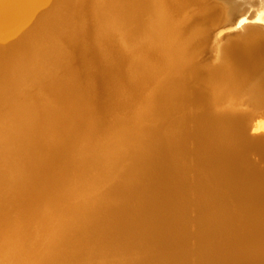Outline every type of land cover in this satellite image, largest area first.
Masks as SVG:
<instances>
[{
  "label": "bare ground",
  "instance_id": "1",
  "mask_svg": "<svg viewBox=\"0 0 264 264\" xmlns=\"http://www.w3.org/2000/svg\"><path fill=\"white\" fill-rule=\"evenodd\" d=\"M4 8L13 26L0 32V106L18 104L11 109L12 127L6 123L0 130V264H28L41 252L49 254L43 264H227L222 253L232 252L242 238L237 214L227 222L219 214H203L218 202L231 206L264 199V172L248 162L245 154L253 152L244 140L245 119L235 115L244 110L242 101L252 108L262 105L256 83L264 77V56L254 58L252 47L241 51L224 45L226 30L214 31L252 9V18L264 23V0H0V11ZM85 40L103 63L104 48L111 53L108 62L124 58L129 80L147 71L156 76L146 93L129 102L130 114L122 109L124 102L111 111L107 133L123 130L128 139H120L117 153L105 150L108 165L83 180L86 188L101 189L95 197L104 196L95 203L79 200L80 184L68 171L76 164L72 175L81 178L88 171L85 161L98 149L91 140L82 139V146L74 140L86 136L82 113L93 103L89 92L94 91L80 71L92 68L79 59ZM155 49L172 54L165 65ZM233 55L245 63L228 65ZM76 59L81 63L75 65ZM62 69L65 79H59ZM202 73L207 83L192 90ZM109 82L120 86L117 75ZM152 107L155 111L146 114ZM94 120L102 123L98 115ZM258 126L264 132V124ZM103 134L91 138L98 142ZM131 142L139 146L128 151ZM257 155L264 164V152ZM198 185L207 189L191 194ZM49 196L53 200L46 202ZM108 201L121 205L108 206ZM194 205L203 217L189 233L183 216ZM251 208L243 218L261 235L259 245L238 248L234 255L239 263L264 264V210ZM76 213L82 222L70 223L67 215ZM62 224L74 235L68 247L52 241ZM189 237L195 245L185 251Z\"/></svg>",
  "mask_w": 264,
  "mask_h": 264
},
{
  "label": "rangeland",
  "instance_id": "2",
  "mask_svg": "<svg viewBox=\"0 0 264 264\" xmlns=\"http://www.w3.org/2000/svg\"><path fill=\"white\" fill-rule=\"evenodd\" d=\"M156 8H158V9H160L158 6H156ZM157 9V10H158ZM4 11V12H3ZM133 12V11H132ZM132 12H131V14H132ZM0 13L2 14H0V26H1V28L3 29H1L0 28V32H4L5 30H6V27H9L11 24V26H13V21H10L9 22V19H11V18H9L7 15L5 16V14H7L6 13V10H5V8L3 9V10H1L0 11ZM5 13V14H4ZM4 17H6V18H4ZM3 18V19H2ZM6 19H7V21H6ZM161 17L159 18V16H157V22H158V24H160V23H162L163 22V20L161 19ZM12 20V19H11ZM4 21V22H3ZM6 21V22H5ZM9 22V23H8ZM3 23V24H2ZM6 23V24H5ZM11 23V24H10ZM7 24H9V26L7 25ZM141 24V23H140ZM157 24V25H158ZM6 25V26H5ZM83 29H84V27H82ZM85 42L87 43V45H85L84 44V46H83V48H82V50L83 51H81V53H79V59H81V60H84L83 62L85 63V64H87L88 66H89V64H90V66H92V68L94 69V71H93V69L92 68H86V67H82L81 66V68H80V71L81 72H85V73H81V75L84 77V79L83 80H86L87 81V83H89L90 82V86L89 87H91L92 88V90L94 91L93 92V94H92V92L90 91L89 92V96H90V94H91V97L90 98H92V102L93 103H91L90 102V106L91 107H86V110L88 111V114H87V111L85 110V111H83V112H85V113H82V120H83V122L84 123H86V125L88 126V131H87V133H85L83 136H85V137H77V139H74L75 141H76V143H80L81 145L80 146H82V143H83V141L85 142V141H87V140H91L92 142H95V144H94V146H95V148H98V149H95V151L97 152L95 155H93V156H90V157H88L87 158V160L85 161V167H84V169H86V170H88L87 172H85V173H83V174H80L82 177L80 178V177H78L77 175H72L73 173H75L76 171H77V169L78 168H76V164L75 165H72L70 168H69V173H70V176H69V173L68 172H66V174L69 176V179L72 181V178H73V180L75 181V184L76 185H78V184H80L79 185V187L75 190V193H79V200L80 201H83V200H85V202H93V203H95V202H101V201H99L100 200V198H101V200H102V198H103V196L104 195H101L102 197H98V198H96L95 197V195L97 196V195H100L101 194V189H99V187L98 188H94V187H92L91 188V186L89 187V188H86L85 187V183H83L87 178H92L93 177V175H97L98 174V172H99V170L101 169V167H103V166H105V165H108V163L109 162H106L105 160H103L104 159V157H105V153H103L105 150H106V152H108V151H113V152H118V150L116 151V148H115V146L116 145H119V144H121V140H123L122 142H125V140H127L128 139V134L127 133H124V131L123 130H121V132H122V134H121V132H120V130H119V132H120V134H119V132H117L116 134H113L114 133V131L115 130H113L111 133L109 132V133H107V128L109 127V122H110V118H111V111H113V112H116V111H114V110H116L117 109V106L119 105V104H121V106L125 103V105L123 106V108L122 109H126L127 111H128V113L130 114V111L128 110V108H127V106L129 105V102L131 101V102H133V101H135V99H134V96H139L138 94H140V92L142 91H144L145 93H146V91H147V87H146V85L148 86L149 85V83H151V80L153 79V77H156L155 75L153 76V72L152 71H150V72H143V73H140L138 76H135V78H130V80H129V78H128V74H129V71H126V72H124V67H125V64L126 63H121V62H123L124 60V58H122V59H120L121 57H119V59L117 60L118 62H113V60H111V61H107L106 60V57L109 55H111V53H109L110 52V50L108 49V48H106V49H108L109 51H107L105 48L102 50V52L100 53L101 54V56L102 55H104V56H102V58H104V63L98 58V57H96L95 55H93L92 54V52H91V50H89V49H91L90 47H89V41H87V40H85ZM85 47H87V48H85ZM85 49V50H84ZM105 50H106V52H105ZM156 50V56H158L159 54H160V51L159 50H157V49H155ZM84 52H86V53H84ZM107 54V55H106ZM164 56H163V55ZM169 54V55H168ZM144 54H142V56H143ZM163 57H162V56ZM83 56H84V58H83ZM88 56V57H87ZM134 56H135V54H134ZM134 56H131V59L133 58V60H131L132 62V64H129L130 66H133L134 67V65H135V62H137V60H136V56L134 57ZM161 56V57H160ZM160 56H158V57H160V58H163V60L162 61H164V65H165V60L168 58V56L170 57V56H172V54L171 53H169L168 52V50L166 49L165 50V52L164 53H161L160 54ZM94 57V58H93ZM157 57V58H158ZM83 58V59H82ZM95 58H96V60H95ZM140 58H142V57H140ZM140 58L138 59V57H137V59L138 60H140ZM78 59V58H77ZM76 59V61H75V65H77V63H79L78 62V60ZM93 59V60H92ZM99 59V60H98ZM96 62H95V61ZM88 61H90V63L88 64L87 62ZM100 63V62H102V65L101 64H99L98 62ZM107 61V62H106ZM126 61V60H125ZM124 61V62H125ZM173 61V60H172ZM106 62V63H105ZM119 62H120V64H122L120 67H119ZM133 62H134V64H133ZM80 63H81V61H80ZM79 63V64H80ZM95 63H96V65H95ZM108 63V64H107ZM110 63V64H109ZM159 64H160V62H159ZM87 65H84V66H87ZM100 65V66H99ZM104 66V67H103ZM123 66V67H122ZM106 67V68H105ZM123 68V69H122ZM82 69V70H81ZM91 72V74H92V76H90V73H89V71ZM121 70V71H120ZM86 71L89 73V74H86ZM93 71V72H92ZM110 71V72H109ZM122 72V73H121ZM109 73V74H108ZM119 73V74H118ZM146 73V74H145ZM149 73V74H148ZM88 75V77H86V75ZM122 76H121V75ZM65 75H66V73H65V70L64 69H62L61 71H59V79H65ZM119 76V85L121 86H117V88L115 89L114 88V86L112 87V86H110V85H108L109 83H111V82H109L110 80H111V77L112 76ZM144 75V76H143ZM98 76V77H97ZM142 76H143V78H142ZM153 76V77H152ZM94 77H96L95 79L98 81V82H95L96 80H94L93 78ZM105 77V78H104ZM149 77V78H148ZM97 78H100V80H102V81H100L99 79H97ZM114 78V77H113ZM137 78H139V79H137ZM123 79V80H122ZM148 79H150V80H148ZM91 80V81H90ZM105 81H106V83H105ZM154 81V80H153ZM103 82V83H102ZM95 83H96V85H95ZM100 83V84H99ZM113 83V82H112ZM121 83V84H120ZM101 84H103L105 87H107L108 89H110L109 91H108V89H104L103 88V86L101 85ZM124 84V85H123ZM130 84V85H129ZM102 86V87H101ZM142 86V87H141ZM111 88L114 90V91H116V92H114L113 90H111ZM120 88H121V90H120ZM87 89V88H86ZM123 89V90H122ZM144 89H146V90H144ZM107 92H106V91ZM117 90H119V93H118V91ZM124 90H126V91H124ZM104 92V93H103ZM109 92V93H108ZM123 92H125V93H123ZM142 92H141V94H142ZM121 93V94H120ZM87 95H88V93H87ZM123 95V96H122ZM93 96V97H92ZM96 96V97H95ZM131 96H132V99H131ZM131 99V100H130ZM16 100H14V101H12L11 103H9V104H6V105H3V106H0V130H1V128H2V126L4 125V124H6L7 123V126H9V128L10 127H12V124L11 123H9V120H10V114H11V109L13 108V106H16L18 103H16L15 102ZM96 103H95V102ZM124 102V103H123ZM89 104V103H88ZM95 107V108H94ZM120 107V106H119ZM132 107V106H131ZM90 108L91 109H93V111L91 112V110H90ZM114 108H116V109H114ZM130 108V107H129ZM103 109H104V111H103ZM120 110V109H119ZM126 111V112H127ZM153 111H155L154 110V108L152 107L150 110H146V114H149L150 112H153ZM90 112H91V115H90ZM104 112H105V115H104ZM113 112H112V114H113ZM137 113V112H136ZM144 113H145V111H144ZM84 114L86 115V116H84ZM96 115H98L99 117H100V119H102V123H100V121L98 120V122L96 121V120H94L95 119V116ZM117 115H118V112H117ZM89 117V118H88ZM91 117H93V118H91ZM84 118V119H83ZM86 118H87V120H86ZM135 118V117H134ZM91 119V120H90ZM154 119V118H153ZM88 121V122H87ZM92 121H93V123H94V121H96V123H97V126H96V124L94 123H92ZM89 122L91 123L90 125H89ZM259 123V124H258ZM101 124V125H100ZM103 124V125H102ZM264 124V119L263 118H259V119H257L256 120V122H255V124H254V127H255V129H256V131H255V133H262L263 131L261 130V128L262 127H259L258 125H260V126H262V125ZM155 124H153L151 127H150V130L152 131L151 132V135L152 136H154L155 135V130H156V126H154ZM90 126V127H89ZM101 126V127H100ZM128 126V125H127ZM257 126V127H256ZM46 126H44L43 128H45ZM110 128V127H109ZM263 129V128H262ZM42 130H44V129H42ZM93 130V131H92ZM96 130H97V132H102V133H104L103 134V136H102V138L97 142L96 140H92V136H95L96 135ZM126 131V130H125ZM157 131V130H156ZM107 134H106V133ZM157 133H158V131L156 132V135H157ZM264 133V132H263ZM118 134V135H117ZM154 134V135H153ZM117 136V137H116ZM123 138H122V137ZM119 137V138H118ZM86 138V139H85ZM82 139H83V141H82ZM85 139V140H84ZM107 139H108V141H107ZM121 139V140H120ZM73 140V141H74ZM120 141V142H119ZM139 142V141H138ZM119 143V144H118ZM132 143V142H131ZM133 145H129V148H127V150L128 151H130L131 150V148L132 147H137V146H139V144H137V145H135L134 143H132ZM212 146L213 145H206V148H208L209 150L210 149H212ZM41 147V146H40ZM131 147V148H130ZM215 148H217V147H213V150L215 149ZM216 151V150H215ZM88 153H89V150L87 151ZM99 152V153H98ZM217 152V151H216ZM33 155V154H32ZM85 155V154H84ZM108 157H109V155H107ZM28 157H32V156H28ZM33 157H35V156H33ZM32 157V158H33ZM80 157H82V156H80ZM76 158H78V156L76 155L75 156V158L74 159H76ZM111 159H113L112 157H111ZM30 160V159H29ZM73 163V162H72ZM195 163V162H194ZM62 164V163H61ZM59 165V164H58ZM111 165V163L109 164V166ZM63 166V165H62ZM156 166H158L159 168H163V167H165L166 165L164 164L162 167H160L161 166V164L159 163V164H157ZM195 166H197L198 167V165H195ZM195 166H191L192 168H195ZM152 168H155V167H152ZM73 171V172H72ZM36 173V172H35ZM65 176V177H68V176ZM92 175V176H91ZM73 176V177H72ZM195 175H192L191 177H194ZM76 178V179H75ZM84 178V179H83ZM84 180V181H83ZM189 180V179H188ZM73 182V181H72ZM81 183H83V184H81ZM189 183H194V181H191V180H189ZM93 189H95V190H93ZM144 189V188H143ZM204 189H207V187L206 186H204V185H198V186H195V187H193L192 188V190L190 191V193L191 194H196L197 195V192H200L201 190H204ZM93 191V192H92ZM50 197V196H49ZM47 198L46 199V202L48 201H51V200H53L52 199V197H50V198ZM49 199V200H48ZM51 199V200H50ZM97 200V201H96ZM116 202V203H115ZM108 201V206L109 205H114V203L117 205L119 202L118 201ZM110 203V204H109ZM59 205V204H58ZM60 205H62V203L60 204ZM59 205V206H60ZM121 205V202L117 205V206H120ZM258 205V206H257ZM62 207H64V206H62ZM251 207H253V208H260V212H261V208H262V210H264L263 208H264V199L263 200H254V201H248V202H243L242 204H240V205H235V204H231V206L230 205H226V204H224V203H222V202H218L217 204H214L213 206H212V208L211 209H208L207 211H205V213L203 214L204 216H211V215H213V214H219L221 217L220 218H224V220L227 222L228 221V217H230V216H232V215H236V217L235 218H237L236 219V222H237V224L239 225L238 226V231H237V234H238V236L239 235H242V238H240L239 240H238V244L236 245V247L233 249V248H230V249H233L232 250V252H231V250H227L225 253H222V255L224 256L223 258L225 259L224 260V262H226L227 264H248V263H252L253 262V264H258L257 263V261H255V260H253V261H251V260H249V262L246 260V261H244V262H237L238 260H237V256L235 257V253L237 252V250H238V248L239 249H250V248H253V247H256L257 245H259L258 243H259V239H260V237H261V235L260 236H258L257 237V235L256 234H254V228H252L251 226H249V225H247V223H245V218H243V213L245 214V212L247 213V210L249 211V208H251ZM253 208H251V209H253ZM245 210V211H244ZM90 212H91V210H89ZM221 212V213H220ZM242 212V215L240 214ZM106 213V212H105ZM235 213V214H234ZM32 214V213H31ZM56 214H58V212H56ZM238 214H240V215H238ZM88 215V214H87ZM104 215V214H103ZM203 215H202V213L201 212H199L198 211V209H197V206L196 205H194V206H191V207H189L188 209H187V211L184 213V216L183 217H185V219H186V228L185 229H187V231L189 232V233H192V232H194L196 229H197V226H196V223H197V220L199 219V218H201V217H203ZM31 216H33V215H31ZM83 216V215H82ZM79 217H81V216H79V215H77V213L76 214H74V215H67V220L70 222V223H73V222H77L78 220H79ZM62 219V218H61ZM95 218H92L91 216H86V219H85V217H84V220H87V221H89V220H94ZM223 220V219H222ZM56 221H58V218H57V220ZM80 222H82L81 220H79ZM86 222V221H85ZM94 222V221H93ZM64 224H62L61 226H59V225H56V227H55V229H54V237H53V239H52V241H53V243H55V244H60V247H68V244H72L73 242H74V240H73V238H74V235L70 232V229H69V227H67L66 229H65V227H62ZM63 230L64 232H65V234H63L60 230ZM178 231V230H177ZM87 232V231H86ZM257 232V231H256ZM61 234V235H60ZM254 234V235H253ZM107 235V234H106ZM256 238H258L257 240H256ZM205 240V239H204ZM258 241V242H257ZM186 243H187V245H186ZM186 243H185V245H186V247H183L184 248V250L185 251H187L188 250V248H191V245H195V239L194 238H188L187 239V241H186ZM245 246V247H244ZM247 247H249V248H247ZM133 248V247H132ZM132 248H130V249H132ZM129 249V250H130ZM187 249V250H186ZM156 250H158V249H156ZM161 250H163V248L162 247H159V251H161ZM132 251V250H131ZM135 251V250H134ZM235 251V252H234ZM39 253V252H38ZM188 253V252H187ZM50 254H53V255H58L59 254V252H57V251H53V252H51ZM235 254V255H234ZM49 254H46L45 252L44 253H42L41 252V254L39 255V257L38 258H36L35 260H33L32 262H30V263H28V264H43V261H42V259L43 260H45L46 258H44L43 256H45V257H47ZM233 255V256H232ZM221 256V255H220ZM222 257V256H221ZM40 258H41V261H42V263H40L39 262V260H40ZM232 258V259H231ZM235 258V259H234ZM222 259V258H221ZM231 259V260H230ZM38 260V262H36ZM35 262V263H34ZM231 262V263H230ZM256 262V263H255Z\"/></svg>",
  "mask_w": 264,
  "mask_h": 264
},
{
  "label": "water",
  "instance_id": "3",
  "mask_svg": "<svg viewBox=\"0 0 264 264\" xmlns=\"http://www.w3.org/2000/svg\"><path fill=\"white\" fill-rule=\"evenodd\" d=\"M256 9L247 10V12H243L240 15H237L235 19H233L230 23L225 25H221L215 29V33L219 31L226 30L225 34L229 35V39L224 43L225 44H232V46L237 47L239 50H243V48L252 47L253 51L255 52L254 58H261L264 56V53L259 52L260 47L264 48V23L252 18ZM249 16L247 19L246 17ZM232 42V43H231ZM236 49V48H235ZM237 49V50H238ZM255 49V50H254ZM262 49V48H261ZM234 50V49H233ZM235 56V55H233ZM231 60L227 61V64H233L232 67L237 68L240 65H243L246 59L235 60L232 56ZM237 59H239L237 57ZM226 64V65H227ZM241 68V67H240ZM203 75L198 81L199 84H192V90H198L201 88V83L204 85L207 83L208 77L207 73H202ZM207 79V80H206ZM256 81V80H255ZM256 85L260 87L262 91V105L261 107H248L246 101H242V106H244V110H236L235 115H239L245 119V127H244V140L248 147V151L245 155L248 157V162L259 172H264V164L260 162L258 159V153L264 152V133H255L254 132V124L257 118L264 117V77L263 79L259 80ZM244 100V99H243ZM241 106V107H242ZM257 153V154H256ZM248 264H253L248 263Z\"/></svg>",
  "mask_w": 264,
  "mask_h": 264
}]
</instances>
